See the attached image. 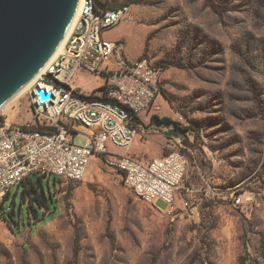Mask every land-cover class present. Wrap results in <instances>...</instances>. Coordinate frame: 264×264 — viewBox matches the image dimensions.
<instances>
[{
  "label": "rangeland",
  "instance_id": "1",
  "mask_svg": "<svg viewBox=\"0 0 264 264\" xmlns=\"http://www.w3.org/2000/svg\"><path fill=\"white\" fill-rule=\"evenodd\" d=\"M126 1L130 12L109 34L128 57L165 65L161 95L143 113L146 128L157 129L155 115L190 127L181 141L167 136L162 153L179 149L189 159L178 203L191 184L227 198L195 199L173 216L130 191L117 166L101 159L82 181L59 178L47 222L29 210L25 184L12 187L0 200L5 212L16 210L14 230L0 214V264H264V0H119ZM74 81L87 90L104 83L91 73ZM8 113L18 125L35 120L28 94Z\"/></svg>",
  "mask_w": 264,
  "mask_h": 264
},
{
  "label": "built area",
  "instance_id": "2",
  "mask_svg": "<svg viewBox=\"0 0 264 264\" xmlns=\"http://www.w3.org/2000/svg\"><path fill=\"white\" fill-rule=\"evenodd\" d=\"M78 10L60 52L41 67L25 92L0 108V200L32 173L82 181L94 155L116 165L126 187L144 202L173 216L191 209L195 199L227 198L211 186H189L178 203L189 167L179 149L147 161L114 151L131 148L136 128L142 127L138 119L155 107L163 67L150 56L128 57L123 42L104 36L130 12L131 4L103 11L95 9L93 0H80ZM79 73L97 75L104 83L87 90L74 81ZM25 94L33 107V125H18L6 116ZM77 136L85 142L77 144ZM228 196L242 203L241 196Z\"/></svg>",
  "mask_w": 264,
  "mask_h": 264
},
{
  "label": "water",
  "instance_id": "3",
  "mask_svg": "<svg viewBox=\"0 0 264 264\" xmlns=\"http://www.w3.org/2000/svg\"><path fill=\"white\" fill-rule=\"evenodd\" d=\"M80 0H0V107L49 60L65 36ZM52 80L50 75H46ZM58 85H63L57 82ZM41 94L47 96L45 92ZM152 127L181 141L176 121L153 117Z\"/></svg>",
  "mask_w": 264,
  "mask_h": 264
},
{
  "label": "trees",
  "instance_id": "4",
  "mask_svg": "<svg viewBox=\"0 0 264 264\" xmlns=\"http://www.w3.org/2000/svg\"><path fill=\"white\" fill-rule=\"evenodd\" d=\"M95 9L96 10H103V11H108V10H114L117 9L123 5L129 4L127 1L126 2H119V0H93ZM133 1V0H130ZM159 64L165 68V65L162 62H159ZM153 117H159V116H153ZM167 117H164L162 119H166ZM179 125L180 123L177 122ZM183 130L187 133L190 130L189 126H182ZM37 175V179H32L31 174L26 177L21 183L25 184L26 191H28L29 194V210L34 211L35 217L39 218V220L45 219L44 222H47L49 219L53 218L56 214V200L54 197V186L56 183L59 181V177L53 175L52 176V181H46L42 182V175L39 173H35ZM27 184L28 187H27ZM48 190H47V189ZM31 190V191H30ZM33 195H31V193ZM10 194L6 195L4 198L6 199ZM26 195H24L25 198ZM4 200V199H3ZM51 202L55 203L54 207L51 206ZM44 210H42V213L39 212L38 207L36 205ZM48 210V216L46 215L45 210ZM16 213L15 210V205L9 206L8 207V212H5V209L3 206L0 207V214L1 216L11 225L12 229L14 230V227L12 225L13 219L11 218L14 214ZM16 222V219H14ZM13 221V222H14ZM80 240V234H76V243H78Z\"/></svg>",
  "mask_w": 264,
  "mask_h": 264
},
{
  "label": "crops",
  "instance_id": "5",
  "mask_svg": "<svg viewBox=\"0 0 264 264\" xmlns=\"http://www.w3.org/2000/svg\"><path fill=\"white\" fill-rule=\"evenodd\" d=\"M131 15H132V13H131ZM133 22H134V20H133ZM117 25H115V26H117ZM134 26L135 25H133V28H134ZM112 28H110V29H112ZM110 29H108L104 33V36L107 39H109V40H114L115 41L116 39L113 38V35L109 34V30ZM138 29H140V28H137V31L142 30V29H140V30H138ZM148 117H149V115H143V114L140 116V119H138V122L141 123V125H142V132H138L137 133L136 138H135L131 148L128 151L119 150L118 153H126V152H128L130 155H134L136 157H139L143 161H147V160H149V159H151L153 157L163 155L162 153H164V151H165L164 148L166 147V144L168 142L167 141L168 138H167V136L160 134L159 131H158L159 129H151V128L147 129L146 128L145 125L149 124V122H148L149 118ZM147 127H148V125H147ZM78 128L80 130L84 131V132L86 131V129L83 128V127H78ZM143 131H144V135H145L144 137H146L149 134L148 135L149 137L148 138L146 137L144 140L141 138V136L143 135L142 134ZM146 133H147V135H146ZM169 140H171V139H169ZM101 159H102V157L97 156V155H94L91 158L87 174H93L97 170V167L100 164L99 160H101ZM120 173L122 174L121 171H120ZM189 186L195 187L194 184L187 185L186 187H189ZM183 191L185 192V189H183ZM179 192L177 193V201L179 200ZM183 196L184 195H182L180 197V202H181V199H182Z\"/></svg>",
  "mask_w": 264,
  "mask_h": 264
},
{
  "label": "bare ground",
  "instance_id": "6",
  "mask_svg": "<svg viewBox=\"0 0 264 264\" xmlns=\"http://www.w3.org/2000/svg\"><path fill=\"white\" fill-rule=\"evenodd\" d=\"M78 8H77V10H76V12H75V15H74V17H73V20H72V22H71V24H70V26H69V28H68V30H67V32H66V34H65V36L63 37V39H62V41L60 42V44L58 45V47L55 49V51L53 52V54H52V56L50 57V59L51 58H53L55 55H57L59 52H60V50H61V48H62V46H63V44H64V42H65V40H66V38H67V35H68V33L70 32V30H71V28H72V26H73V23H74V20H75V18L77 17V14H78ZM45 67V66H44ZM44 68H42V70H43ZM37 75H38V73L35 75V76H33V78H31L20 90H18L17 92H16V94L13 96V98L14 97H16L17 95H19L20 93H23V92H25L26 91V89L29 87V85L36 79V77H37ZM9 102V101H8ZM8 102H6L5 103V105H7V103ZM4 105V104H3ZM2 105V106H3ZM1 106V107H2ZM0 107V108H1Z\"/></svg>",
  "mask_w": 264,
  "mask_h": 264
}]
</instances>
